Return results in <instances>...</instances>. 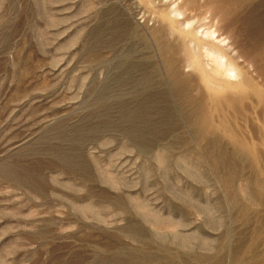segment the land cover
Instances as JSON below:
<instances>
[{
    "label": "rangeland",
    "instance_id": "374dc122",
    "mask_svg": "<svg viewBox=\"0 0 264 264\" xmlns=\"http://www.w3.org/2000/svg\"><path fill=\"white\" fill-rule=\"evenodd\" d=\"M194 1L0 0V264H264V0ZM210 25L261 91L222 99Z\"/></svg>",
    "mask_w": 264,
    "mask_h": 264
},
{
    "label": "bare ground",
    "instance_id": "6f19581e",
    "mask_svg": "<svg viewBox=\"0 0 264 264\" xmlns=\"http://www.w3.org/2000/svg\"><path fill=\"white\" fill-rule=\"evenodd\" d=\"M183 1V0H182ZM187 2H184V4H183V6L181 5V7L180 8H182L185 12H190V16H191V14H193L194 12H195V10H196V8L197 7H195V5L193 4L195 1L194 0H186ZM192 1H194V2H192ZM198 2H200L199 0H198ZM149 3L150 2H148V5H149ZM151 4V3H150ZM181 4V3H180ZM198 6V5H197ZM202 6V5H201ZM200 6V7H201ZM207 6V5H206ZM195 7V8H194ZM179 8V9H180ZM203 9V8H202ZM205 9V8H204ZM208 9L209 8H207V10H206V12L208 11ZM199 10V9H198ZM201 10V9H200ZM179 11H181V10H179ZM181 13H183V12H181ZM180 14V13H179ZM162 15H164L163 13H162ZM169 16H170V14H168ZM182 15V14H181ZM194 15V14H193ZM164 16H167V13H166V15H164ZM172 17V16H171ZM175 17V16H174ZM217 18H221V14H220V12L218 11V10H214V11H212V16H211V19L213 20V19H217ZM169 19V18H168ZM177 19L175 18V21H176ZM180 20H178L177 22H179ZM172 22H173V17H172ZM177 22H176V24H177ZM188 22V21H187ZM186 22V23H187ZM175 23V22H174ZM189 23V22H188ZM185 26V25H184ZM211 26V25H210ZM188 27V26H187ZM213 27L211 26V29H212ZM189 29H191V28H189ZM210 29V30H211ZM184 30V29H183ZM194 30V29H193ZM192 30V31H193ZM209 30V31H210ZM185 32L187 31V33H188V29H185L184 30ZM191 30L189 31V33L190 32H192ZM195 31V30H194ZM193 31V33L195 34L196 32H194ZM193 33H191V35H194ZM186 35V34H185ZM186 36H189V34L188 35H186ZM185 37V36H184ZM192 37V36H191ZM195 37V36H194ZM199 36H197V38H198ZM202 37V36H201ZM207 37V36H206ZM136 39H137V36L135 37ZM186 38V37H185ZM190 38V37H189ZM193 38V37H192ZM200 38V37H199ZM209 38V37H208ZM208 38L207 39H205V37L202 39H198L197 41V46H198V48H201V49H203V51L207 54V57H208V59H210V64H211V66H210V74L212 73V78H213V82L214 81H216L217 83H219L218 85L220 86V87H224L223 85V82H225L226 84V86L227 87H225V89H226V93H227V95L224 97H222V99L224 100V101H228V100H226L227 98L228 99H230V100H232L231 98H234V96H237V95H242L243 93H245V90H247V88H252V89H255V90H258V91H261L262 89H261V87L258 85V84H256L255 83V81H254V79H253V75H252V73H250V69H248V67L245 65V62H240V58H242L243 56L241 55V54H239V55H235L234 54V52L232 51V49L233 48H231V46L229 45V44H227V39L226 38H222V36L221 35H219L218 34V31L216 30V29H212V31H211V33H210V38H211V40H208ZM184 39V38H183ZM187 39V38H186ZM191 40V39H190ZM192 40H194V39H192ZM195 41V40H194ZM193 42V41H192ZM196 42V41H195ZM191 44V43H190ZM192 45H194L193 43H192ZM192 47V46H191ZM193 48V47H192ZM194 50V49H193ZM196 50V49H195ZM199 51V50H198ZM197 53V52H196ZM199 53V52H198ZM196 55V54H195ZM191 57H192V53H191ZM206 57V56H205ZM196 58V57H195ZM167 59V58H166ZM150 61H151V59H149ZM169 60V59H168ZM171 60V59H170ZM192 60H193V58H192ZM191 60V61H192ZM167 60H165V62H166ZM194 61V60H193ZM154 62V61H153ZM150 63L149 65L150 66H152L151 64H155V63ZM170 62V61H169ZM169 62H168V64H169ZM173 62V61H172ZM171 62V63H172ZM176 62V61H175ZM190 62V61H189ZM169 64V65H172L173 64V66H175V63H172V64ZM147 64H148V62H147ZM144 65V64H143ZM191 65H193V64H191ZM194 65H195V63H194ZM148 66V65H147ZM200 66H202L201 65V62H200ZM204 66H205V64H204ZM203 66V67H204ZM169 66H167V68H168ZM191 67V66H190ZM193 67V66H192ZM203 67H202V69H203ZM150 68V67H149ZM171 68V67H170ZM173 68V67H172ZM206 68V67H205ZM259 68V67H258ZM146 69H148V67L146 68ZM145 69V70H146ZM175 69V68H174ZM199 69V68H198ZM207 69V68H206ZM150 70V69H149ZM149 70H147L146 71V74L148 73V71ZM168 70H169V68H168ZM209 70V69H208ZM152 72V74H153V72H155L154 71V69H152L151 70ZM205 71V70H204ZM150 72V71H149ZM171 72V71H170ZM174 72V71H173ZM201 72V71H200ZM203 72V71H202ZM209 72V71H208ZM143 73V72H142ZM157 73H158V71H157ZM157 73H156V75L155 76H157ZM167 73H169L168 71H167ZM145 74V75H146ZM149 74V73H148ZM200 75H201V73H200ZM260 75V74H259ZM262 75V74H261ZM151 75H149L148 77H150ZM141 77H142V75H141ZM143 77H144V74H143ZM142 77V78H143ZM146 77V76H145ZM147 77V78H148ZM154 76L152 75V78H153ZM171 77H176V75H173V73L171 74ZM170 77V78H171ZM207 77V76H206ZM150 79V80H153L154 78H156V77H154L153 79ZM169 78V79H170ZM137 79V78H136ZM144 79V78H143ZM176 79V78H175ZM206 79V78H205ZM145 80H146V78H145ZM150 80H148V81H150ZM212 80V79H211ZM218 80V81H217ZM141 78H140V82L138 81L137 83H141ZM156 81V83L157 82H159L158 81V78H157V80H155L154 79V81H152V82H155ZM223 81V82H222ZM170 82H172V80H170ZM143 83H147V82H143ZM142 83V84H143ZM150 83V82H149ZM148 83V85H149V88H148V90H149V92H150V89L153 87L152 86V84H151V88H150V84ZM156 83H155V85H156ZM161 83H163V81H161ZM179 83V82H178ZM141 84V85H142ZM144 84V85H145ZM160 84V83H159ZM177 83H175L174 82V85L175 86H178V85H176ZM120 85V84H119ZM135 85H137V84H135ZM153 85H154V83H153ZM168 85V84H167ZM172 85H173V83H172ZM172 85H171V87H172ZM139 86V85H138ZM147 86V85H146ZM145 86V87H146ZM179 86H181L180 85V83H179ZM216 86V85H215ZM231 86V87H230ZM142 87V86H141ZM144 87V88H145ZM162 87V90H164L165 89V87H166V85H165V87H163V85L161 86ZM161 87H160V89H161ZM170 87V88H171ZM181 87H183V85L181 86ZM139 88H140V86H139ZM138 88V89H139ZM157 88V87H156ZM155 88V86H154V89H156ZM172 88H174V87H172ZM171 88V89H172ZM230 88V89H229ZM136 89H137V87H136ZM143 89V88H142ZM153 89V88H152ZM158 89V88H157ZM168 89V88H167ZM171 89H170V91H171ZM175 89V88H174ZM174 89H172V90H174ZM144 91H146L147 89H143ZM141 91V89H140V91L141 92H144V91ZM153 91V90H152ZM166 91L167 90H165L164 91V93H165V96H166ZM174 91H176V89L174 90ZM180 92H181V90H179ZM178 91V92H179ZM183 91V90H182ZM186 91V90H185ZM137 92H139L138 90H137ZM148 91H146V93H147ZM155 92V91H154ZM153 92V93H154ZM158 92H159V90H158ZM157 92V93H158ZM168 92H169V90H168ZM153 93L151 94V96H150V98L153 96ZM156 93V94H157ZM163 93V94H164ZM175 93V92H174ZM176 93H177V91H176ZM175 93V94H176ZM260 93V92H259ZM138 94H141V93H138ZM143 94V93H142ZM148 94H150V93H148ZM155 94V93H154ZM175 94H174V96H175ZM146 95V94H145ZM145 95L143 94V97H145ZM162 95V94H161ZM172 95H173V93H172ZM177 95V94H176ZM138 96H140V95H138ZM163 96V95H162ZM169 96H170V92H169ZM168 96V97H169ZM142 97V96H141ZM142 97V98H143ZM155 97H157V96H155ZM160 97V96H159ZM158 97V98H159ZM172 97V96H171ZM141 98V99H142ZM164 98V97H163ZM174 98V97H173ZM145 99V103H146V99H149V98H144ZM156 99V98H155ZM168 99V98H167ZM170 99V98H169ZM221 99V100H222ZM140 100V99H139ZM152 100H154V97L152 98ZM151 100V101H152ZM157 100V99H156ZM161 100H163V99H161ZM166 100V99H165ZM143 101H141V104H144V102L142 103ZM147 102H148V100H147ZM162 102V101H161ZM160 102V103H161ZM150 103V102H149ZM148 103V104H149ZM155 103V102H154ZM153 103V104H154ZM158 103V102H157ZM169 103V102H168ZM141 104H140V106H141ZM152 104V103H151ZM159 104V103H158ZM229 104H231V103H229ZM253 104V103H252ZM139 105V104H138ZM145 105V104H144ZM144 105H143V107L142 108H144ZM150 105V104H149ZM149 105H147V106H149ZM146 106V107H147ZM260 106V105H259ZM150 107V106H149ZM152 107V106H151ZM150 107V108H151ZM155 107H156V103H155ZM155 107H154V109H155ZM141 110H142V108L141 107H139ZM157 108H159V106H157ZM166 108V107H165ZM164 108V109H165ZM257 108V107H256ZM147 108H145V110H146ZM149 109V108H148ZM147 109V110H148ZM141 110H139V112L138 113H140V114H142L141 113ZM158 109H155V111H157ZM205 107H204V105H200L198 108H196V110L195 111H193L192 113L190 112L189 114H185V117L187 116V118L189 119V121L194 125H196V126H199V127H203L204 125H206V120H205ZM148 111H150V110H148ZM151 111H154L153 109L151 110ZM143 112V111H142ZM158 112V111H157ZM138 113H136V114H138ZM144 113V112H143ZM147 113V112H146ZM145 114V113H144ZM151 118V117H150ZM153 120V119H152ZM143 121V120H142ZM151 121V120H150ZM141 125H142V123H141ZM142 126H145V125H142ZM147 126V125H146ZM138 128H140L139 126H138ZM142 129H144V127H141ZM146 137V136H145ZM138 139H139V137H137ZM135 140V139H134ZM136 141V140H135ZM137 142V141H136ZM148 142V141H147ZM153 143V142H152ZM208 155H210L211 156V159L213 158H215L214 159V161H215V164H214V166L217 168V169H222V168H225L227 171H228V175H229V177H230V179H232L233 178V176H234V174H233V172L231 171L232 170V168L231 167H229L227 164L225 165L224 163H223V161H220L221 159H217L216 158V156L215 157H213L214 155H216L215 154V152L213 153V151H211V150H209L208 149ZM221 153V152H220ZM209 156V157H210ZM218 160V161H217ZM224 170V169H223ZM232 173V174H231ZM235 173V172H234ZM227 174V173H226ZM232 177H231V176ZM201 179H203V178H201ZM233 190V189H232ZM258 192V191H257ZM257 194V193H256ZM262 194V193H261ZM249 195V194H248ZM251 196V195H250ZM220 199V198H219ZM196 203V202H195ZM209 213V212H208ZM206 214V213H205ZM186 223V222H185ZM156 226V225H155ZM167 229V228H166ZM166 247V246H165ZM173 253V252H172ZM191 253V252H190ZM187 254V253H186ZM151 257V256H150Z\"/></svg>",
    "mask_w": 264,
    "mask_h": 264
}]
</instances>
